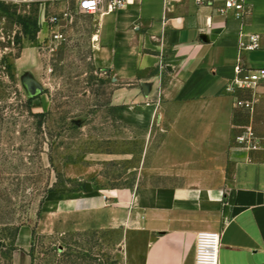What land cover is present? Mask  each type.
<instances>
[{
	"label": "crops",
	"instance_id": "1",
	"mask_svg": "<svg viewBox=\"0 0 264 264\" xmlns=\"http://www.w3.org/2000/svg\"><path fill=\"white\" fill-rule=\"evenodd\" d=\"M49 1L76 18L80 0ZM223 5L134 0L88 13L113 105L162 134L136 186L53 194L39 233L119 230L122 264H195L197 234L213 230L221 264H264V81L232 85L238 64L264 68V0H247L241 16ZM253 35L259 46L248 49Z\"/></svg>",
	"mask_w": 264,
	"mask_h": 264
},
{
	"label": "rangeland",
	"instance_id": "2",
	"mask_svg": "<svg viewBox=\"0 0 264 264\" xmlns=\"http://www.w3.org/2000/svg\"><path fill=\"white\" fill-rule=\"evenodd\" d=\"M74 13L0 4V264H122L121 231L42 234L39 215L53 194L136 186L162 134L123 119Z\"/></svg>",
	"mask_w": 264,
	"mask_h": 264
},
{
	"label": "built area",
	"instance_id": "3",
	"mask_svg": "<svg viewBox=\"0 0 264 264\" xmlns=\"http://www.w3.org/2000/svg\"><path fill=\"white\" fill-rule=\"evenodd\" d=\"M8 0H0V4ZM199 5L213 4L215 0H196ZM224 5L218 10L222 14L234 11L237 16H241L247 6V0H223ZM134 3V0H80V11L84 13H96L106 7L107 11H114L118 8ZM68 15L67 13H65ZM58 20V17L52 18V21ZM57 33L55 37H58ZM259 35L251 37V44L248 49H254L259 46ZM264 81V68H244L242 64L236 66V76L232 81L234 89H254L259 83ZM240 105L250 107V103L239 101ZM253 133H244L238 137L240 142L247 141L248 136ZM106 197V196H105ZM221 232L213 230L200 231L197 234L195 264H221Z\"/></svg>",
	"mask_w": 264,
	"mask_h": 264
}]
</instances>
